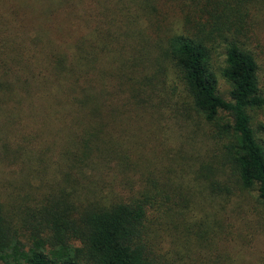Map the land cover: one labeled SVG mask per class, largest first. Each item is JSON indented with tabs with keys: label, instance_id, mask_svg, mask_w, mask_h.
Wrapping results in <instances>:
<instances>
[{
	"label": "trees",
	"instance_id": "16d2710c",
	"mask_svg": "<svg viewBox=\"0 0 264 264\" xmlns=\"http://www.w3.org/2000/svg\"><path fill=\"white\" fill-rule=\"evenodd\" d=\"M159 1L0 0V264L160 263L154 213L187 209L193 192L139 142L171 113L202 123L230 187L207 166L194 179L214 195L255 191L264 208L248 114L264 108L258 66L221 38L243 30L253 1L179 0L205 15L181 16L182 31L157 21ZM216 35L229 100L204 44Z\"/></svg>",
	"mask_w": 264,
	"mask_h": 264
},
{
	"label": "rangeland",
	"instance_id": "374dc122",
	"mask_svg": "<svg viewBox=\"0 0 264 264\" xmlns=\"http://www.w3.org/2000/svg\"><path fill=\"white\" fill-rule=\"evenodd\" d=\"M252 11L247 25L236 32L233 28L223 27L221 38L237 40L250 51L258 66V86L264 97V0H252ZM248 7V5H247ZM179 0L159 1L157 21L164 19L175 31H182L181 16L204 17V14L189 11ZM240 25V24H239ZM194 26V25H191ZM27 35V33H26ZM217 35L204 44L214 47L211 53V68L218 82V92L229 100L230 88L221 77L224 56ZM143 63L149 73L155 72L156 62L143 52ZM148 55V56H147ZM170 85V82H169ZM251 128L256 138L264 144V108L249 110ZM176 117L171 113L161 122V128L151 133L154 139L149 143L139 142L146 153L156 149V166L161 167L166 178L181 183L192 190L193 200L183 209L182 206L165 204L166 215L154 213V224L164 243V258L158 264H264V208L258 203L255 191L238 192L233 187V194L214 195L201 177L202 167L214 170V177L219 187H230L229 179L215 159V145L205 136L202 123L185 116ZM150 135V136H151ZM212 174V173H211ZM206 185V186H205ZM188 190V189H187ZM172 217V218H171ZM152 244V243H151ZM154 245V244H153Z\"/></svg>",
	"mask_w": 264,
	"mask_h": 264
}]
</instances>
